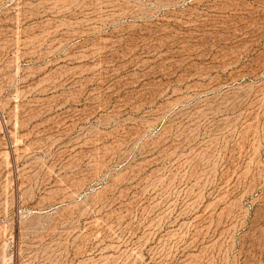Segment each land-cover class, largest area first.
I'll use <instances>...</instances> for the list:
<instances>
[{
    "label": "rangeland",
    "instance_id": "rangeland-1",
    "mask_svg": "<svg viewBox=\"0 0 264 264\" xmlns=\"http://www.w3.org/2000/svg\"><path fill=\"white\" fill-rule=\"evenodd\" d=\"M0 264H264V0H0Z\"/></svg>",
    "mask_w": 264,
    "mask_h": 264
}]
</instances>
